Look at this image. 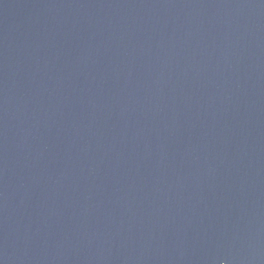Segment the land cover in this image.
I'll return each instance as SVG.
<instances>
[{
	"label": "water",
	"instance_id": "water-1",
	"mask_svg": "<svg viewBox=\"0 0 264 264\" xmlns=\"http://www.w3.org/2000/svg\"><path fill=\"white\" fill-rule=\"evenodd\" d=\"M0 264H264V0H0Z\"/></svg>",
	"mask_w": 264,
	"mask_h": 264
}]
</instances>
